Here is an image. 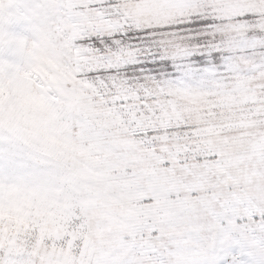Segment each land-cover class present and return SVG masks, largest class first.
Returning a JSON list of instances; mask_svg holds the SVG:
<instances>
[{"label":"snow or ice","instance_id":"6c2138e0","mask_svg":"<svg viewBox=\"0 0 264 264\" xmlns=\"http://www.w3.org/2000/svg\"><path fill=\"white\" fill-rule=\"evenodd\" d=\"M0 264H264V0H0Z\"/></svg>","mask_w":264,"mask_h":264}]
</instances>
